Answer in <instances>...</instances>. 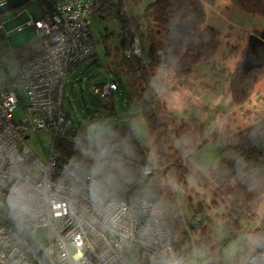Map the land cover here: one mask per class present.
Wrapping results in <instances>:
<instances>
[{"label":"rangeland","instance_id":"obj_1","mask_svg":"<svg viewBox=\"0 0 264 264\" xmlns=\"http://www.w3.org/2000/svg\"><path fill=\"white\" fill-rule=\"evenodd\" d=\"M151 0H128L127 10L139 24L138 34L144 32V22L141 17L143 8ZM205 10L206 24L218 32V55L211 61L196 63L193 70L184 80H177L166 75L162 66L155 64L152 69L159 79L155 91L165 103L176 121L197 119L206 128V132L222 131L225 127L235 130L244 127L254 115L264 110V76H261L250 92L249 99L242 105L231 103L228 89L229 74L239 68V62L246 47L250 33H258L264 27V16L246 12L228 0H201ZM126 9V8H125ZM40 9L35 0L28 1L19 7L0 14V33L6 49L11 50L26 42L34 41L37 32L33 25H24L16 31L17 25H22L33 17L40 16ZM93 56L81 62L67 76V86L64 91L63 108L65 112L82 130L95 121H104L110 125L126 115L131 116V122L136 135L147 149L149 158L155 162L156 154L152 137L148 133L144 118L138 108L130 101L127 91L126 75L118 68L122 57L120 49V24L115 14L97 10L90 16ZM106 47V48H105ZM235 47V48H234ZM233 48V50H230ZM3 62L10 67L12 73L16 61L2 55ZM117 72V75L114 74ZM115 81L117 89L112 93L113 108L106 114L104 99L93 94V87L99 83ZM254 114V115H253ZM21 103H17L11 112L17 121L24 117ZM177 122V123H178ZM52 135L47 130L30 132L25 142L33 154L44 160L50 148ZM171 145V144H170ZM172 151V148H171ZM186 159L184 186H173L174 206L180 216L176 224L180 240L184 246V258L187 264H208L204 253V245L200 242L199 232L202 230L213 241V251L216 253L217 264H235L240 262L245 236L257 225V230L251 235H260L262 220H264V199L254 210L257 214L251 218H236L234 223L228 216L224 204L213 194L210 170L222 157L218 144L208 138L193 147L183 155ZM216 202L214 204L213 202ZM196 211V212H195ZM0 213L6 210L0 206ZM198 213L201 220L195 219L197 230L190 226L192 216ZM175 216L172 213V218ZM260 220V221H259ZM259 228V230H258ZM37 242L42 245L45 232L36 231ZM248 254L250 246L245 249ZM136 253L132 252L128 264H133Z\"/></svg>","mask_w":264,"mask_h":264},{"label":"trees","instance_id":"obj_2","mask_svg":"<svg viewBox=\"0 0 264 264\" xmlns=\"http://www.w3.org/2000/svg\"><path fill=\"white\" fill-rule=\"evenodd\" d=\"M35 1L40 11L43 6L51 9L55 2V0ZM95 1L97 10L108 9V13L113 12L119 20L121 36L119 46L122 57L118 61V68L126 75V84L129 88L127 95L133 105L140 110L147 131L152 137L157 157L155 162L149 158L147 149L136 135L130 115L120 118L111 126L134 153L131 167L137 179L143 183L151 182L157 199L162 202L176 253L184 257V246L176 229L180 216L177 214L173 198L176 193L173 191V186L177 187L181 184L184 186L185 184L183 180L185 170L180 172L186 167V159L182 160V154L193 147H198L208 138L214 140L220 147L222 157L208 175L214 185L213 194L227 208L232 222L236 223V218L248 219L254 215L257 216L254 210L264 199V184L251 187L249 183L243 181L238 175L237 161L243 158L249 162L250 166L264 168V110L260 113L256 112V115L253 114L252 122L244 127L235 130L225 127L222 131L207 133L206 128L197 119L176 121L155 91V84L159 79L152 69L153 65L162 66L166 75L174 79L184 80L183 78L193 70L196 63L211 61L217 57L218 32L206 24L204 5L201 0H151L148 2L141 13L144 22L142 40L138 34L139 24L128 13V0ZM228 1L246 12L264 16V0ZM135 35L139 37L141 52L126 55L125 51L130 49ZM39 52L40 48L36 45V41L26 42L11 50L6 49L4 45L0 47V53L14 59L16 63L24 62ZM93 55L91 50L88 57ZM77 67L78 65L75 69ZM239 68L234 69L230 74L228 72V89L231 103L242 105L249 99L257 80L264 76V65L251 69L245 74H241ZM114 74L117 75V72L114 71ZM111 82L115 83L117 89V83L114 80ZM101 84L103 82L97 85ZM112 93L113 91L104 98L105 104L103 105L108 111L106 114H110L113 108ZM74 124L80 135L83 132L80 124L76 122ZM51 143L62 156L78 155L74 141L52 136ZM145 166L151 167L148 174L142 172ZM139 187L140 183L128 185L124 193L125 200L132 199ZM213 203L216 204L215 201ZM172 213L175 214L173 218ZM5 215L9 220L15 221L8 213ZM194 222L193 215L189 224L196 231L197 227ZM261 229L260 235L264 232V220H262ZM256 230L257 225L245 236L241 260L235 264H240L247 256L245 255V249L248 246L247 237ZM199 236L200 242L204 245L208 264H217L212 239L202 230Z\"/></svg>","mask_w":264,"mask_h":264},{"label":"clouds","instance_id":"obj_3","mask_svg":"<svg viewBox=\"0 0 264 264\" xmlns=\"http://www.w3.org/2000/svg\"><path fill=\"white\" fill-rule=\"evenodd\" d=\"M78 155L64 164L55 180L49 175L35 186L24 174L10 150L0 149V163L8 169L0 176L7 188L6 200L20 222L39 226L51 244L46 255L53 264H83L85 252H95L98 264H127L126 253L135 245L145 251L149 264H187L166 246H157L162 237V202L151 182L143 183L131 167L134 153L113 126L95 121L74 139ZM238 175L251 187L264 184V168L237 161ZM140 183L131 201L125 200L127 186ZM67 208V213H65ZM148 217L138 235L135 211ZM250 252L264 248V236L247 237ZM248 264H259L251 257Z\"/></svg>","mask_w":264,"mask_h":264},{"label":"built area","instance_id":"obj_4","mask_svg":"<svg viewBox=\"0 0 264 264\" xmlns=\"http://www.w3.org/2000/svg\"><path fill=\"white\" fill-rule=\"evenodd\" d=\"M96 10L95 0H55L51 9L43 6L40 16L29 15L26 23L33 25L37 32L36 45L40 48L37 55L16 63L15 71L12 73L10 67L3 62L0 53V149L7 147L10 150L14 159L19 161L21 169H26L25 176L35 186H40L49 175L55 180L62 166L71 157L62 156L51 143L45 159H39L25 142L29 133L47 130L52 136H59L69 141H74L79 135L78 128L63 108V98L67 76L77 65L85 61L91 52L93 41L90 16ZM23 26L19 25L15 30L18 31ZM2 45L4 44L0 33V47ZM140 48L139 37L135 35L130 49L125 53L140 54ZM115 89V83L109 81L95 85L93 94L104 99ZM18 102L22 104L25 115L15 121L11 112ZM7 169V164L0 163V176H3ZM150 171L149 166L142 168L144 174ZM6 197L7 188L0 183V206L14 218L15 221L12 222L36 242L48 262L53 264L46 255L51 244L48 236L45 234L42 245L38 244L36 231L41 228L31 222H20L15 218ZM64 211L67 213V208ZM162 211V237L157 246H166L177 254L163 207ZM194 217L198 220L201 218L198 213H195ZM133 219L138 235L140 226L145 224L148 217L135 211ZM99 250V248L95 252L86 250L83 264H98L96 255ZM152 250L146 252L141 245H135L126 253L127 264L132 252L136 253L133 264H149L146 257ZM250 256L259 258V264H264V248H256L254 252L249 251L240 264H248ZM0 264H41V262L37 253L28 244L0 225Z\"/></svg>","mask_w":264,"mask_h":264},{"label":"water","instance_id":"obj_5","mask_svg":"<svg viewBox=\"0 0 264 264\" xmlns=\"http://www.w3.org/2000/svg\"><path fill=\"white\" fill-rule=\"evenodd\" d=\"M31 0H0V14L21 6ZM264 65V27L258 33H250L247 37L246 47L240 60L239 72L245 74L251 69ZM0 225L18 236L28 244L38 255L41 264H50L36 242L24 233L14 222L0 213Z\"/></svg>","mask_w":264,"mask_h":264},{"label":"crops","instance_id":"obj_6","mask_svg":"<svg viewBox=\"0 0 264 264\" xmlns=\"http://www.w3.org/2000/svg\"><path fill=\"white\" fill-rule=\"evenodd\" d=\"M28 20H29V19H28ZM28 20H26L25 23L22 24V25H26V23H27ZM17 26H19V25H17ZM17 26H16V27H17ZM254 33H255V32H254ZM34 41H36V39H35ZM11 59H12V58H11ZM13 60H14V59H13Z\"/></svg>","mask_w":264,"mask_h":264}]
</instances>
